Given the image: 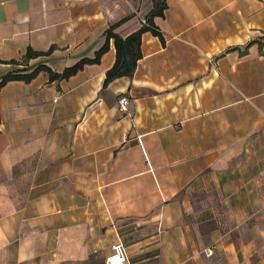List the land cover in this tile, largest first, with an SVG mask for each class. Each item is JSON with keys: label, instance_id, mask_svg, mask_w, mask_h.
Returning a JSON list of instances; mask_svg holds the SVG:
<instances>
[{"label": "crops", "instance_id": "1", "mask_svg": "<svg viewBox=\"0 0 264 264\" xmlns=\"http://www.w3.org/2000/svg\"><path fill=\"white\" fill-rule=\"evenodd\" d=\"M166 2L131 76L102 88L112 39L0 88V264H105L119 243L126 264H264V1ZM152 7L0 0V60L53 47L28 65L62 71Z\"/></svg>", "mask_w": 264, "mask_h": 264}, {"label": "trees", "instance_id": "2", "mask_svg": "<svg viewBox=\"0 0 264 264\" xmlns=\"http://www.w3.org/2000/svg\"><path fill=\"white\" fill-rule=\"evenodd\" d=\"M153 2L152 9L144 16L145 23L128 34L126 37L119 36L115 31L114 27L116 24H111L104 31V42L95 52L93 57L83 56L69 67H65L62 71H53L48 65L38 63L35 65H28V61L33 58H37L41 55H47L52 51L53 47H50L46 51H35L30 47H27L26 52L20 59H10L9 61H2L4 63L19 64L24 66L22 69L10 70L4 75L0 76V88L12 79H18L23 81H30L34 78L41 70L48 73V79L54 81L55 79H66L70 75L84 68L86 64H98L101 55L106 52L109 48V41L113 39V46L115 48V59L113 65L106 70L102 83V88H105L114 79L119 77H129L134 72L137 60L141 58V36L147 31L154 36H158L161 42H164L162 31L159 30L155 24V16H162L164 10L167 7L166 0H151ZM258 41H251L249 44ZM261 43V42H260ZM262 44V43H261Z\"/></svg>", "mask_w": 264, "mask_h": 264}, {"label": "built area", "instance_id": "3", "mask_svg": "<svg viewBox=\"0 0 264 264\" xmlns=\"http://www.w3.org/2000/svg\"><path fill=\"white\" fill-rule=\"evenodd\" d=\"M142 22H145V20L143 19ZM128 102V98L126 96H122L118 99V106L119 109L122 111H126L127 110V104ZM112 254H110L109 256L106 257L105 259V264H126L127 262V257H126V253L124 251V248L122 246L121 243L114 245L112 247ZM212 250L209 248L208 249V253L212 254Z\"/></svg>", "mask_w": 264, "mask_h": 264}, {"label": "water", "instance_id": "4", "mask_svg": "<svg viewBox=\"0 0 264 264\" xmlns=\"http://www.w3.org/2000/svg\"><path fill=\"white\" fill-rule=\"evenodd\" d=\"M264 1V0H263Z\"/></svg>", "mask_w": 264, "mask_h": 264}]
</instances>
